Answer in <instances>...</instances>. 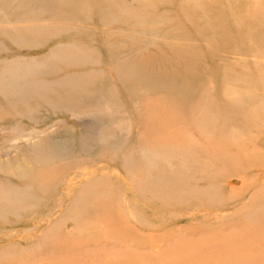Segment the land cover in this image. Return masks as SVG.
<instances>
[{
    "label": "rangeland",
    "instance_id": "1",
    "mask_svg": "<svg viewBox=\"0 0 264 264\" xmlns=\"http://www.w3.org/2000/svg\"><path fill=\"white\" fill-rule=\"evenodd\" d=\"M263 60L264 0H0V264H264Z\"/></svg>",
    "mask_w": 264,
    "mask_h": 264
},
{
    "label": "bare ground",
    "instance_id": "2",
    "mask_svg": "<svg viewBox=\"0 0 264 264\" xmlns=\"http://www.w3.org/2000/svg\"><path fill=\"white\" fill-rule=\"evenodd\" d=\"M124 8H125V7H124ZM125 10H126V9H125ZM253 17H254V16H253ZM67 21H68V20H67ZM32 23H33V22H32ZM11 24H12V23H11ZM18 24H19V23H18ZM261 35H262V34H261ZM263 61H264V60H263ZM41 63H43V62H41ZM41 63H40V64H41ZM6 68H7V67H6ZM6 68H3V69L5 70ZM16 69H17V68H16ZM1 82H2V80H1ZM202 88H203V87H202ZM200 89H201V87H200ZM202 90H203V89H202ZM205 92H206V91H205ZM200 94H202V93H200ZM208 96H209V95H208ZM203 98H206V96L203 97ZM203 98H202V99H203ZM199 103H200V102H199ZM148 104H149V102H148ZM200 105H201V104H200ZM210 115H211V114H210ZM25 158H26V157H25ZM210 160H211V159H210ZM182 167H183V166H182ZM13 170H14V169H13ZM180 170H181V169H180ZM143 181H144V180H143ZM152 181H153V180H152ZM158 181H159V180H158ZM171 181H172V180H171ZM144 182H146V181H144ZM144 182H142V183H144ZM147 183H148V181H147ZM147 183H146V185H147ZM170 183H171V182H170ZM174 183H175V182H174ZM148 184H149V183H148ZM151 184H152V183H151ZM172 184H173V183H172ZM172 184H171V185H172ZM146 185H145V186H146ZM149 185H150V184H149ZM145 186L143 185V187H145ZM174 187H175V186H174ZM143 189H144V188H143ZM3 194H4V193H3ZM163 197H164V196H163ZM4 199H5V198H4ZM0 202H1V201H0ZM4 202H5V201H4ZM6 205H7V204H6ZM5 210L7 211L6 208H5ZM5 210L3 211L4 213H3V212H0V213H3V214L5 215L6 213H9V212H10V210H9V212H6ZM15 214H18V213H15ZM47 233H48V232H47ZM100 233H101V231H100Z\"/></svg>",
    "mask_w": 264,
    "mask_h": 264
}]
</instances>
